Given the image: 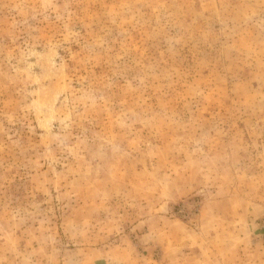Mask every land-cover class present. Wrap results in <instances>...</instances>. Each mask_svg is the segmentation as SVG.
Wrapping results in <instances>:
<instances>
[{
	"label": "rangeland",
	"instance_id": "1",
	"mask_svg": "<svg viewBox=\"0 0 264 264\" xmlns=\"http://www.w3.org/2000/svg\"><path fill=\"white\" fill-rule=\"evenodd\" d=\"M0 264H264V0H0Z\"/></svg>",
	"mask_w": 264,
	"mask_h": 264
}]
</instances>
